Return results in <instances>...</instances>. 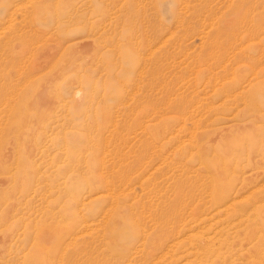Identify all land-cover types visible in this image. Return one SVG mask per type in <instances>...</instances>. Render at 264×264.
<instances>
[{"label":"rangeland","instance_id":"1","mask_svg":"<svg viewBox=\"0 0 264 264\" xmlns=\"http://www.w3.org/2000/svg\"><path fill=\"white\" fill-rule=\"evenodd\" d=\"M263 207L264 0H0V264H264Z\"/></svg>","mask_w":264,"mask_h":264},{"label":"bare ground","instance_id":"2","mask_svg":"<svg viewBox=\"0 0 264 264\" xmlns=\"http://www.w3.org/2000/svg\"><path fill=\"white\" fill-rule=\"evenodd\" d=\"M225 187V186H224ZM226 188V187H225ZM225 190V189H224ZM230 190V188L229 189H227V191H229ZM230 192V191H229ZM225 195V194H224ZM222 196V197H219V198H216V203H214V206L215 207H217V208H220V207H222L223 205H225V208H224V211L223 210H221L220 211V216L222 215L223 217H225V216H228L229 214H233V213H235L236 212V210H235V204H234V199H235V196L237 195V192H235V194H234V197H233V195L230 193V194H228V196ZM232 196V197H231ZM211 198V197H210ZM211 202V201H210ZM254 205V204H253ZM213 206V203L211 204V207H214ZM214 207V208H215ZM216 208V209H217ZM262 208V207H261ZM252 209V208H251ZM261 212H262V215H260L261 217L259 218V220H260V223H259V225H261V223L264 221V207H263V209L261 210ZM237 214V213H236ZM249 214V213H248ZM256 214V213H255ZM236 216V215H235ZM237 217V216H236ZM239 223H240V221H239ZM195 226H199L198 224H196ZM211 227H212V225H211ZM236 228V227H235ZM258 228V227H257ZM190 230H192V227H190V228H188V229H182L181 230V232H182V235L181 234H179V236L181 235V236H184V235H186V233L187 232H189ZM208 230H210V229H208ZM180 231V230H179ZM211 231V230H210ZM237 231V230H236ZM263 231V230H262ZM259 232H260V230H259ZM178 233H180V232H178ZM244 233V232H243ZM246 233V232H245ZM263 233H264V231H263ZM216 234V233H215ZM214 234V235H215ZM178 236V237H179ZM244 236V235H243ZM190 237V236H189ZM251 237V236H250ZM263 237V236H262ZM193 238V237H192ZM212 238V237H211ZM210 238V239H211ZM234 238H237V237H234ZM244 238H246V237H244ZM255 238V237H254ZM258 238H259V236L255 239L256 241L258 240ZM209 239V240H210ZM262 239V238H261ZM177 240V239H176ZM176 240H174V241H176ZM178 241V240H177ZM182 241V240H181ZM204 241V240H203ZM243 241V240H242ZM244 241H246V240H244ZM243 241V242H244ZM251 242V241H250ZM250 242H249V244H250ZM264 242V241H263ZM261 243H262V241H261ZM249 244H247L246 245V243H245V245L246 246H244V248L243 249H245L246 250V252H248V251H252V250H254L255 251V254H257L258 253V251H259V248L255 245V243H253V242H251V244H250V246H249ZM259 244V243H258ZM175 245H177V242L176 243H173L171 246H170V248H173L174 249V247H175ZM244 245V244H243ZM263 244H261L259 247H261ZM247 246H249V247H247ZM255 249H257V250H255ZM188 251V250H187ZM261 251L262 250H260L259 252L261 253ZM234 252V251H233ZM188 253V252H187ZM191 253H192V251H191ZM259 254V253H258ZM192 255V254H191ZM259 256V255H258ZM254 259H251L250 261H252V262H250V263H246V264H259L261 261H263V258L262 257H259V258H257V257H253ZM207 260V259H206ZM229 263V262H228ZM231 263V262H230Z\"/></svg>","mask_w":264,"mask_h":264}]
</instances>
